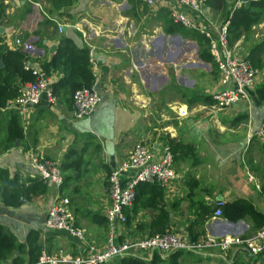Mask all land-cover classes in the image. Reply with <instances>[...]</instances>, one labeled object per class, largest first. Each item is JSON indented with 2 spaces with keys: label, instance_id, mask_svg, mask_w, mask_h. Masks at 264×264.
I'll return each mask as SVG.
<instances>
[{
  "label": "crops",
  "instance_id": "obj_1",
  "mask_svg": "<svg viewBox=\"0 0 264 264\" xmlns=\"http://www.w3.org/2000/svg\"><path fill=\"white\" fill-rule=\"evenodd\" d=\"M1 1L6 6V18L0 25V35L9 48H16L15 41L20 40L23 43L20 49L30 57L28 62L40 68V62L51 58L61 38L72 39L77 47L89 49L95 85L101 96L93 113L85 119H75L71 101L62 94L56 95L54 104L43 97L27 121L17 109L11 108L13 99L7 108L19 117L24 138L11 145L6 142V109H0V168L6 169L10 176L38 177L30 155L42 156L60 166L78 135L91 134L100 142V151L81 179H75L72 170L61 169L63 178L71 179L61 194L71 199L70 207L85 231L84 241L65 232L44 229L47 210L57 194L54 185L47 183L46 194L24 201L19 207H7L0 198V224L15 236L17 246L25 244L29 232L35 230L42 249L40 254L77 255L88 244L99 249L104 247L109 230L108 170L120 167L139 142L147 145L151 155L157 156L165 135L196 147L195 159L174 161L176 176L167 187H161L164 209L170 212L167 230L189 240L186 228L196 216L195 205L201 199L215 208L214 201L219 197L225 202L246 198L264 213V199L248 176L259 180L242 161L248 137L262 120L264 105L254 90L249 105L241 102L215 114L210 105L191 96L215 95L221 88L219 74L215 69L211 78V64L199 58L196 40L163 30V13L159 11L169 12L171 4L154 8L140 0L131 9L128 0H74L71 6L62 9L63 15H58L49 11L47 0ZM46 16L65 25L61 33L52 30L50 25H42L37 33ZM257 27L264 28V19L251 30ZM243 42L244 36H241L236 44ZM257 70L256 85L264 80V66ZM58 78L59 74L49 77L50 82ZM170 106L186 108L187 116L179 118ZM132 173V170L125 171L122 178ZM190 177L198 182L199 193L193 198L186 184ZM153 213L150 208H138L132 226L119 227L120 238L146 236L144 227L139 229L145 233L142 235L136 225L149 222ZM96 215L104 217L105 224ZM218 219L225 220L214 217L213 213L205 222L206 238L211 237L210 226L214 227ZM239 221L242 225L237 235L243 236L250 231L251 224L247 220ZM192 254L198 255V262L182 264H264V251L253 254L243 246ZM18 255L15 251L11 259ZM20 256L24 264H29L27 253ZM138 258L148 263L151 256L145 254ZM11 259L0 264H12Z\"/></svg>",
  "mask_w": 264,
  "mask_h": 264
},
{
  "label": "trees",
  "instance_id": "obj_2",
  "mask_svg": "<svg viewBox=\"0 0 264 264\" xmlns=\"http://www.w3.org/2000/svg\"><path fill=\"white\" fill-rule=\"evenodd\" d=\"M51 9L58 15H63V8L71 6L74 0H47ZM131 9L138 5L140 0H128ZM234 0H204V5L208 7L213 14H220L222 19L219 23L229 21L228 24V44L234 46L241 36H244V41L251 27L262 22L264 19V0H249V2L238 8L233 9ZM6 6L0 0V25L6 18ZM163 13V30L166 33H180L184 37L196 40L199 46V58L203 61L211 63V66L216 69L212 56L208 51V39L195 30L188 29L182 25L173 23L170 13L161 9ZM219 16V15H218ZM42 25H50L52 30L58 31L57 21L52 17H43L40 26L37 28V33ZM51 34H54L53 32ZM245 58L255 69L264 66V40L250 45ZM0 61L3 67L0 68V109L5 108L7 120L6 142L11 145L15 141H21L24 138L23 127L16 112L7 108L8 103L19 96L22 86L32 82L34 76L32 69L27 67L30 57L20 48H9L0 35ZM40 69L49 78L54 74H59V78L50 82L54 95L62 94L64 98L73 103V95L76 91L91 87L95 82V75L92 71L90 61V51L87 48H79L75 45L72 39L63 37L48 60H43L39 64ZM256 97L262 105H264V80L257 84L254 88ZM198 101H202L210 106L214 105V97L210 95H191ZM80 140L79 142H77ZM166 148L173 155V160L176 159H195L196 147L193 143L183 142L178 138H172L169 135L164 136ZM251 140L248 147L243 152V156L247 155L248 159H243V164L247 167L250 173L261 178V187L264 189V168L255 161L253 151L255 148L264 146L254 143ZM260 141V140H256ZM79 144V145H78ZM100 151L99 140L91 135H78L73 144L66 151L60 168L62 171L67 169L74 172V178L79 180L89 172V166L93 157H96ZM111 171L108 170V173ZM70 178H64L63 185L59 192H64L68 187ZM197 183L193 177L188 178L186 184L190 189L191 198L194 197ZM48 184L43 182L39 177L22 178L15 174L10 176L6 169L0 168V198L5 206L15 208L19 207L24 201L31 200L39 195L46 194ZM162 188L157 182H138L135 187V198L130 208L124 209L126 221L123 226L130 228L135 222V212L138 208H150L152 217L149 222L137 224L136 230L144 227L148 236L164 233L169 226L170 212L164 209ZM196 213L193 221L186 228L187 236L190 241H204L206 238L204 224L209 220L215 208L207 205L203 199L196 203ZM97 216V215H96ZM223 219L230 222L239 220H247L251 226L250 231L242 237H252L264 225V213L259 210L252 201L246 198H236L231 201H226L222 206ZM100 223L105 224L104 217L97 216ZM145 234V233H144ZM41 246L37 242V232L31 230L26 238V243L16 245L15 236L2 224H0V261L11 259L15 251L19 253L14 257L12 264H24V260L20 254L27 253L28 263L32 264L37 261ZM183 256H193L191 252L179 250L169 254L167 257H162L158 252H153L148 263L135 257H126L114 260L108 264H182Z\"/></svg>",
  "mask_w": 264,
  "mask_h": 264
},
{
  "label": "built area",
  "instance_id": "obj_3",
  "mask_svg": "<svg viewBox=\"0 0 264 264\" xmlns=\"http://www.w3.org/2000/svg\"><path fill=\"white\" fill-rule=\"evenodd\" d=\"M144 2L148 7L154 8L162 6L163 3L171 4L169 13L173 23L195 30L208 39V51L219 74L221 86L220 90L213 95L215 103L210 107L215 114L241 102L248 105L252 102L258 70L253 68L245 56L237 51V44L229 46L228 20L217 24L210 9L204 5V0H144ZM248 2L249 0H234L233 9H238ZM64 26V24L57 23L60 33ZM21 46L23 43L17 39L14 47L21 48ZM26 64L32 69L34 80L22 86L19 96L10 103V106L24 115L27 121L29 113L41 103L43 97L49 104H54L56 97L51 88L50 79L45 73L29 62ZM100 100L101 96L95 82L91 87H84L76 91L72 103L75 119L89 117ZM170 108L175 110L174 113L179 118H184L188 114V110L181 106H170ZM251 140H264V107L262 120L258 128L249 135L246 148ZM150 151L146 144L139 142L122 165L109 174L110 204L106 213L109 230L104 247L99 249L88 244L86 250L77 255H64L62 252L57 254L42 253L32 264H108L121 258L143 257L147 253L148 256H152L155 251L164 257L179 250L198 253L211 249L226 250L232 246H243L253 254L264 251V225L255 236L245 238L240 235L211 236L204 241L192 242L172 230H166L164 233L153 236L146 235L139 239L128 236L120 238L119 227H122L126 221L124 209L132 206L137 183L157 182L162 188H165L176 176L173 169V155L166 148L164 138L161 139L160 152L157 156L151 155ZM30 162L37 171L39 179L53 184L57 191L54 201L47 210L44 229L65 232L84 241L85 231L78 225L68 198L59 192L64 181L59 164L38 155H30ZM127 170H132L133 173L123 179L122 173ZM248 177L249 181L254 183L256 191L264 199V189H262L261 183L250 174ZM224 203L222 198H217L214 201V217L222 216Z\"/></svg>",
  "mask_w": 264,
  "mask_h": 264
},
{
  "label": "rangeland",
  "instance_id": "obj_4",
  "mask_svg": "<svg viewBox=\"0 0 264 264\" xmlns=\"http://www.w3.org/2000/svg\"><path fill=\"white\" fill-rule=\"evenodd\" d=\"M213 19L215 20V22H217V24H219V21H220V19H222V16H220V14H213ZM262 39H264V28L263 29H261V28L259 29V27H257L256 29H252L251 32L248 33V35L246 36L245 41L243 43H240L239 45L237 44L236 49L241 55L246 56L245 54L248 52V50L250 48V45H252L256 41H260ZM196 44H197V47H198V43L197 42H196ZM209 64H211V63H209ZM202 68H204V67H202ZM199 69L197 71L200 72V70H201V71L204 72V70H202V69L199 70ZM214 71H216V70L213 67V65H212V67L210 66L211 78L214 75L213 74ZM254 143L262 145L264 143V140L263 141L262 140L261 141H256L255 140ZM245 151L246 150H243V152H245ZM253 156H254L255 161L260 165V167L264 168V146L262 148H260V147L255 148L254 151H253ZM244 158H245V160H247L248 156L247 155H245V156L242 155V161H243ZM256 178L259 180V182H262L261 178L259 176L257 177V175H256ZM65 197L68 198L69 203L71 205V199L69 198V196L65 195ZM147 256H148V253H147ZM196 256H198V255L193 254V256H183V260L182 261L185 262V263H189L190 261L198 262Z\"/></svg>",
  "mask_w": 264,
  "mask_h": 264
},
{
  "label": "water",
  "instance_id": "obj_5",
  "mask_svg": "<svg viewBox=\"0 0 264 264\" xmlns=\"http://www.w3.org/2000/svg\"><path fill=\"white\" fill-rule=\"evenodd\" d=\"M1 27H0V32H1ZM178 37V35H177ZM3 67L2 61H0V68ZM220 198V197H219ZM242 225L241 221L237 222H230L227 220H220L218 219L215 221V226L212 227L210 226V235L211 236H220V237H225V236H236L240 226ZM245 226V225H243Z\"/></svg>",
  "mask_w": 264,
  "mask_h": 264
}]
</instances>
